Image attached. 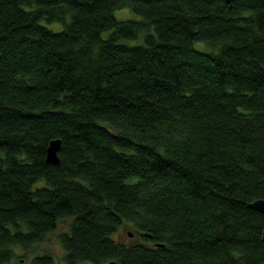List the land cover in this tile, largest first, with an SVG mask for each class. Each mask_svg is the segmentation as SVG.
Here are the masks:
<instances>
[{"label": "trees", "instance_id": "16d2710c", "mask_svg": "<svg viewBox=\"0 0 264 264\" xmlns=\"http://www.w3.org/2000/svg\"><path fill=\"white\" fill-rule=\"evenodd\" d=\"M259 198L263 0H0V264H262Z\"/></svg>", "mask_w": 264, "mask_h": 264}, {"label": "rangeland", "instance_id": "374dc122", "mask_svg": "<svg viewBox=\"0 0 264 264\" xmlns=\"http://www.w3.org/2000/svg\"><path fill=\"white\" fill-rule=\"evenodd\" d=\"M114 12H115L114 15H116L118 19H122V20L140 18L138 14H135V11L130 6H123L116 8ZM51 28L59 30L62 28V26L61 24H52ZM126 42L129 44H141L143 43V37L140 36L136 40H127ZM69 224H70V220H62L58 224L57 230L55 232H52V234L50 233L47 237H45V239L42 242H40V244L37 245V247L35 248L36 252H41V251L49 252L50 254H52V256H54L55 264H64L63 262L64 250L58 241V234L62 231L67 230L68 228L67 226H69ZM19 254L20 255L25 254V257H22L23 260L22 264H26L27 260L25 259L27 256H28L27 258L31 257L32 252L22 253V251L19 250Z\"/></svg>", "mask_w": 264, "mask_h": 264}, {"label": "water", "instance_id": "95a60500", "mask_svg": "<svg viewBox=\"0 0 264 264\" xmlns=\"http://www.w3.org/2000/svg\"><path fill=\"white\" fill-rule=\"evenodd\" d=\"M228 2H232L234 0H227ZM264 1V0H263ZM61 146V140L60 139H55L50 141L48 149H47V158L46 161L51 164H59V157H58V151ZM249 207H252L262 213L264 215V199L259 198L254 200L249 204ZM262 242L264 244V229L262 232ZM109 264H115V262H110ZM264 264V263H262Z\"/></svg>", "mask_w": 264, "mask_h": 264}]
</instances>
